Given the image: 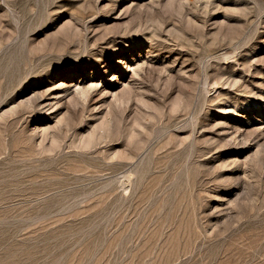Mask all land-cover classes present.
Returning a JSON list of instances; mask_svg holds the SVG:
<instances>
[{
	"label": "rangeland",
	"instance_id": "374dc122",
	"mask_svg": "<svg viewBox=\"0 0 264 264\" xmlns=\"http://www.w3.org/2000/svg\"><path fill=\"white\" fill-rule=\"evenodd\" d=\"M0 264H264V0H0Z\"/></svg>",
	"mask_w": 264,
	"mask_h": 264
}]
</instances>
